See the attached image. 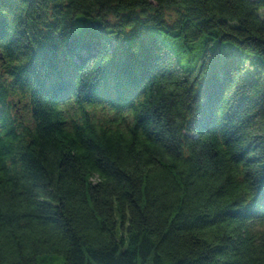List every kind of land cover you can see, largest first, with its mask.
I'll list each match as a JSON object with an SVG mask.
<instances>
[{
	"label": "trees",
	"instance_id": "1",
	"mask_svg": "<svg viewBox=\"0 0 264 264\" xmlns=\"http://www.w3.org/2000/svg\"><path fill=\"white\" fill-rule=\"evenodd\" d=\"M261 8L0 0V264H264Z\"/></svg>",
	"mask_w": 264,
	"mask_h": 264
},
{
	"label": "rangeland",
	"instance_id": "2",
	"mask_svg": "<svg viewBox=\"0 0 264 264\" xmlns=\"http://www.w3.org/2000/svg\"><path fill=\"white\" fill-rule=\"evenodd\" d=\"M258 15L264 19V9L261 8L258 11ZM165 43L168 45V47L170 49H172V51L174 52L175 56L177 58H180V56H184L186 54V51H184L185 49L188 51V53H192L193 50V54H196L197 56L200 55V52L203 50V42L202 41H197L195 42L191 47H189L188 45L185 46H181L180 44H177L175 42H171L169 40H165ZM216 47V44H210L209 48L210 49H214ZM190 48H192V50H190ZM221 55L224 58H238L242 61V63L245 65L246 70H245V78L248 80H252L255 78V72H256V63L258 62V58L255 56H251V55H244L243 52L238 49L237 47H235L234 45L231 44H225L223 46H221ZM189 65L190 63L188 62V57L184 58L181 61V65L185 66Z\"/></svg>",
	"mask_w": 264,
	"mask_h": 264
}]
</instances>
